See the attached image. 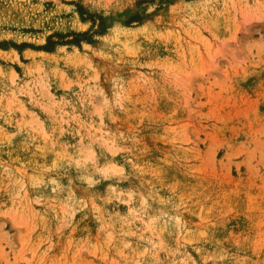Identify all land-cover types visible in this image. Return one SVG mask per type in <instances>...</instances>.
I'll use <instances>...</instances> for the list:
<instances>
[{
	"label": "rangeland",
	"instance_id": "1",
	"mask_svg": "<svg viewBox=\"0 0 264 264\" xmlns=\"http://www.w3.org/2000/svg\"><path fill=\"white\" fill-rule=\"evenodd\" d=\"M0 49V264H264V0H0Z\"/></svg>",
	"mask_w": 264,
	"mask_h": 264
},
{
	"label": "trees",
	"instance_id": "2",
	"mask_svg": "<svg viewBox=\"0 0 264 264\" xmlns=\"http://www.w3.org/2000/svg\"><path fill=\"white\" fill-rule=\"evenodd\" d=\"M82 19H85V18H83L82 17ZM72 34H74L75 35V39H70V40H67V41H55V42H53L52 40H51V38L53 37V34H50L48 37H47V40H46V43H45V45H42V46H40L39 48H42V49H44V50H49V49H51L52 48V45H54V43H68V42H72V43H78L79 42V40L80 39H78V35H81V33H72ZM85 33H82V36H83V38H85L86 40H88L86 37H84L85 35H84ZM53 43V44H52ZM50 44H51V46H50Z\"/></svg>",
	"mask_w": 264,
	"mask_h": 264
},
{
	"label": "bare ground",
	"instance_id": "3",
	"mask_svg": "<svg viewBox=\"0 0 264 264\" xmlns=\"http://www.w3.org/2000/svg\"><path fill=\"white\" fill-rule=\"evenodd\" d=\"M77 15V14H76ZM77 20V19H76ZM72 22V21H71ZM82 23H84V22H82ZM72 25H73V23H72ZM71 26V25H70ZM79 27V26H78ZM44 39V38H43ZM38 41V40H37ZM41 41H43V40H41ZM59 45V44H58ZM88 45V44H87ZM60 46V45H59ZM75 46V45H74ZM11 53H12V55L14 56L13 58H16L17 56V53H16V50L15 49H13V48H10V50H9ZM4 53H6L3 49H0V56H4L3 54ZM26 53H30V50H26ZM31 54V53H30Z\"/></svg>",
	"mask_w": 264,
	"mask_h": 264
}]
</instances>
